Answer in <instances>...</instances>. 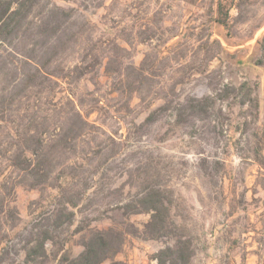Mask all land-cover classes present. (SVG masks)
Returning a JSON list of instances; mask_svg holds the SVG:
<instances>
[{
  "label": "rangeland",
  "instance_id": "374dc122",
  "mask_svg": "<svg viewBox=\"0 0 264 264\" xmlns=\"http://www.w3.org/2000/svg\"><path fill=\"white\" fill-rule=\"evenodd\" d=\"M216 2H41L40 11L75 7L85 45L101 53L115 41L127 46L126 62L140 67L146 59L147 77L130 94L104 60L99 82L82 81L75 89L88 105L98 103L90 116L95 148L87 152L83 141L81 155L71 159L74 167L66 172L83 199L63 210L66 218L74 211L71 222L47 240L48 256L34 264H70L92 229L123 236L120 250L100 264H159L156 253L176 242L175 233L191 240V264H264V63L258 62L264 0H233L230 30L215 20ZM206 97L213 108L192 116L187 100ZM152 188L161 189L170 206L172 232L158 238L144 236L151 212L139 209ZM58 193L17 188L21 219L0 246L2 257V248L13 245L2 264L24 261L35 243L31 230Z\"/></svg>",
  "mask_w": 264,
  "mask_h": 264
},
{
  "label": "trees",
  "instance_id": "16d2710c",
  "mask_svg": "<svg viewBox=\"0 0 264 264\" xmlns=\"http://www.w3.org/2000/svg\"><path fill=\"white\" fill-rule=\"evenodd\" d=\"M42 1L0 0V246L21 219L16 204L19 186L59 190L51 201L53 209L39 216L31 230L35 243L26 247L24 261L12 260L9 264H34L39 257L48 256L47 240L59 235L57 231L65 220L71 222L74 214L70 211L66 218L63 210L78 206L83 199V192L74 191L76 179L66 169L74 167L71 159L81 155L79 147L83 141L90 144L87 152L95 148L91 134L96 125L90 116L98 103L88 105L75 89L82 81L98 83V70L104 60L107 72L114 74L115 83L130 94L140 90L142 79L147 77L146 59L140 67L126 62L127 46L115 41L101 53L85 45L81 40L83 30L76 26L75 7L53 4L40 11ZM232 2H216L215 20L229 30L230 6L235 5ZM258 48L261 52L258 62L264 63V33L258 40ZM70 56L72 60L67 61ZM132 73L136 76L131 80ZM62 93L64 96L56 100ZM208 99L212 100L210 97L187 100L192 116L213 108ZM260 160L264 166V157ZM139 204V209L151 212L143 230L145 237L158 238L172 232L170 206L161 189L143 193ZM175 234H178L176 242L156 253L159 264H191L194 255L191 240ZM122 242V233L114 229H92L84 241V249L69 263L100 264L117 253ZM11 248L13 245L9 243L2 248L0 264L6 254H11Z\"/></svg>",
  "mask_w": 264,
  "mask_h": 264
}]
</instances>
